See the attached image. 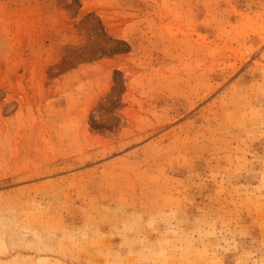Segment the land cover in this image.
I'll return each mask as SVG.
<instances>
[{"label":"rangeland","instance_id":"rangeland-1","mask_svg":"<svg viewBox=\"0 0 264 264\" xmlns=\"http://www.w3.org/2000/svg\"><path fill=\"white\" fill-rule=\"evenodd\" d=\"M0 264H264V0H0Z\"/></svg>","mask_w":264,"mask_h":264}]
</instances>
